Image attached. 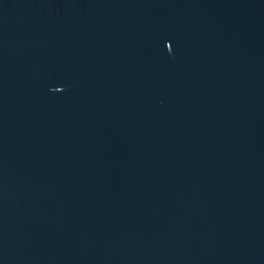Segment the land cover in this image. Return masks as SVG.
I'll return each instance as SVG.
<instances>
[{
    "label": "water",
    "instance_id": "obj_1",
    "mask_svg": "<svg viewBox=\"0 0 264 264\" xmlns=\"http://www.w3.org/2000/svg\"><path fill=\"white\" fill-rule=\"evenodd\" d=\"M0 264H264V0H0Z\"/></svg>",
    "mask_w": 264,
    "mask_h": 264
}]
</instances>
